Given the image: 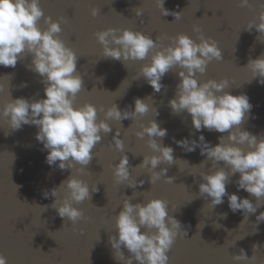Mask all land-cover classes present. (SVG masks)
I'll return each mask as SVG.
<instances>
[{
	"label": "water",
	"instance_id": "water-1",
	"mask_svg": "<svg viewBox=\"0 0 264 264\" xmlns=\"http://www.w3.org/2000/svg\"><path fill=\"white\" fill-rule=\"evenodd\" d=\"M40 6L45 16L60 20L62 32L58 35L78 55L77 71L83 76L85 89L77 94L75 104L91 102L107 109L116 103L124 110L129 106L134 109L136 97H150L149 103L159 110L158 116L149 111L135 120L127 118L120 122L129 163L135 167L144 155L153 154L147 145V136L140 139L135 135L151 119L167 128V135L157 139L173 147L177 163H162L157 169L166 167L167 175L175 177L173 184L166 183L162 177L152 185L146 170L137 168L133 178L143 179V185L137 184L135 189L126 184L117 185L112 165L118 163L121 153L111 140L116 128L121 126L118 121H109L112 132L105 134L93 149L95 155L81 176L90 186L97 185L99 191L92 193L91 201L75 205L84 211L86 219L73 225L51 207L55 200L51 189L66 180L72 169L61 170L59 161L51 166L46 162L47 150L36 139L35 125H24L13 131L8 120L0 116V253L8 258V264H123L114 259L109 236L116 234L114 217L123 206L124 196H132L134 192L137 195L133 203L153 197L168 200L169 214L179 219L187 232L179 235L169 250V264H264V221L257 224L256 220L264 212V203L256 213L248 214L247 219L243 210L231 211L227 196L222 204L208 206L210 198L199 195L202 181L199 173L209 171L212 161L200 154L199 147L187 152L175 143L185 137L198 139L202 131L214 146L221 135L228 133L197 131L190 114L172 112L169 100L176 94L177 69L165 74L164 87L155 92L143 76L137 78L142 65L150 62V55L142 61L127 62L103 58L100 57L102 46L95 37L96 32L107 27H128L151 34L153 39L160 36L157 45L164 48L180 33H187L199 42L200 33L194 31L199 26L205 37L217 40L223 50V60L210 62L204 74L197 72L199 80L226 77L231 82L227 91L246 93L253 108L243 127L253 134H261L264 133V85L258 82L259 77L248 82L252 73L246 66L250 58L264 54V40H261L264 37L259 39L260 33L255 27L248 31L246 25L264 11V0H250V6L245 8L239 6V0H165L164 7L170 13L180 12L177 20L171 14L161 15L156 0H40ZM93 8L100 9L96 17L91 14ZM137 8L143 10L142 16L136 15ZM38 23L42 29L48 26L43 17ZM29 64L31 55L19 60L15 68L0 66V83L5 85V90L0 92V109L9 101V92L12 98L44 96L42 78L27 67ZM23 82H27L26 87H21ZM104 118V113L99 112L98 119ZM220 166L225 165L220 162ZM79 167L73 169L74 174H79ZM239 176L238 172L231 176L228 193L237 192L241 198L247 197L256 203L255 196L238 190ZM45 190L49 191L48 197L43 195ZM64 194L61 190L60 197ZM221 213H227L226 218ZM255 244L259 249L254 254ZM241 249L249 258L255 255V259L234 261L232 257ZM122 250L125 256L129 255L126 248Z\"/></svg>",
	"mask_w": 264,
	"mask_h": 264
},
{
	"label": "clouds",
	"instance_id": "clouds-1",
	"mask_svg": "<svg viewBox=\"0 0 264 264\" xmlns=\"http://www.w3.org/2000/svg\"><path fill=\"white\" fill-rule=\"evenodd\" d=\"M156 2L161 8V15L171 14L175 20L180 18V12L170 13L164 7L165 0ZM239 6L249 7L250 0H239ZM135 12L137 16L143 15L142 9L137 8ZM99 13L100 9L91 10L93 17ZM42 17L48 25L43 29L38 23ZM254 27L260 33L258 38L264 37V11L257 19L248 22L246 30L251 31ZM194 31L200 33L199 42L187 33H180L172 38L171 45L164 48H158L160 36L153 39L151 34L128 27H107L96 32L95 37L102 46L100 57L103 58L127 62L142 61L150 55V62L142 65L137 78L143 76L155 92L164 87L162 79L166 73L178 70L176 94L169 100L172 112L190 114L197 131L207 129L228 133L221 135L219 143L214 146L205 139L202 131L198 139L185 137L175 140L187 152L199 147L200 154L212 161L209 171L199 173L202 178L199 195L210 198L208 206L211 208L222 204L227 196L231 211L243 210L247 219L248 214L256 213L264 203V133L253 134L243 127L253 105L246 93L233 94L226 90L231 85L228 78L199 80L197 72L204 74L210 62L223 60V50L217 40L205 37L199 26H195ZM61 32L60 20L45 16L40 0H0V66L15 68L19 60L31 55V64L27 67L37 73L44 84V96L39 99L12 98L8 91L10 99L0 109V116L8 120L13 131L20 130L24 125H35L38 128L36 139L47 150L46 162L51 166L59 161L61 170L72 169L66 180L51 189V195L55 197L51 207L61 218L75 225L79 220L86 219L84 211L75 205L91 201L92 193L99 191L97 185L90 186L81 176L95 155L93 149L105 134L112 132L109 121L115 120L120 124L124 119L135 120L149 111L158 116L159 110L149 103L150 97H136L134 109L129 106L121 110L116 103L107 109L103 106L98 108L91 102L77 106V94L85 89L84 79L77 71L78 55L58 35ZM246 67L252 73L248 82L259 77L258 82L264 85V54L250 58ZM5 76L11 78V74ZM26 86L27 82L21 84V87ZM4 90L5 85L0 83V92ZM99 112L104 113V119H98ZM120 126L111 140L114 148L121 153L118 163L112 165L115 183L134 189L137 184L143 185V179L138 181L132 175L135 169L142 168L149 174L152 185L162 177L166 183L173 184L175 177L167 175L166 167L157 170L162 163H177L173 147L163 145L157 139L167 135V128L161 127L156 119H151L135 133L140 139L147 136V145L153 154L144 155L142 162L132 167L125 151V140L121 137L122 124ZM220 162L225 166H220ZM77 165L80 166L77 169L79 174H74L73 169ZM237 172L240 173L236 181L238 190L243 189L255 196L256 203L247 197L241 198L237 192L228 193L227 184ZM61 190L65 193L63 197H60ZM43 195L48 197L49 191L45 190ZM136 195L134 192L132 196H124L123 206L114 217L116 234L109 236L114 259L123 264H169V250L177 237L187 232L181 221L169 214L168 200L153 197L145 202L133 203ZM221 216L226 218L227 213H221ZM256 220L257 224L264 221V212H260ZM142 228L145 230L142 231ZM123 248L128 250V256H125ZM253 249L255 254L259 245H253ZM232 259L236 262L253 261L255 255L249 258L241 249ZM0 264H8V258L3 253H0Z\"/></svg>",
	"mask_w": 264,
	"mask_h": 264
}]
</instances>
